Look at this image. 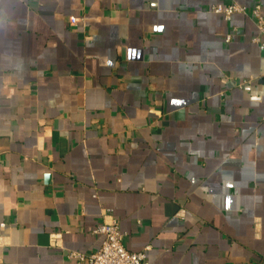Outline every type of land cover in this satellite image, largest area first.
I'll use <instances>...</instances> for the list:
<instances>
[{
  "label": "crops",
  "instance_id": "crops-1",
  "mask_svg": "<svg viewBox=\"0 0 264 264\" xmlns=\"http://www.w3.org/2000/svg\"><path fill=\"white\" fill-rule=\"evenodd\" d=\"M257 5L0 0V264H264Z\"/></svg>",
  "mask_w": 264,
  "mask_h": 264
},
{
  "label": "built area",
  "instance_id": "built-area-1",
  "mask_svg": "<svg viewBox=\"0 0 264 264\" xmlns=\"http://www.w3.org/2000/svg\"><path fill=\"white\" fill-rule=\"evenodd\" d=\"M212 10L224 14L228 19H231L235 13L248 12L246 6L238 3L216 4ZM252 13L262 34V36L255 37L254 40L259 42L264 49V14L261 6L257 5ZM78 19L76 16L71 17L72 23L77 22ZM230 37L229 34L227 38L230 39ZM95 231L104 235L101 247L90 254L75 253L77 264H149L147 259L149 247L141 251L129 250L124 244L125 234L120 231L119 222L116 218L112 217L109 221L103 222Z\"/></svg>",
  "mask_w": 264,
  "mask_h": 264
}]
</instances>
